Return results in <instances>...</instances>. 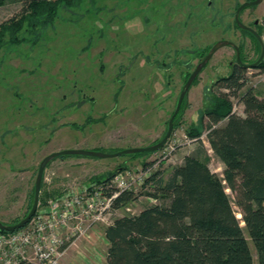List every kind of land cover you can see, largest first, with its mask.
<instances>
[{"label": "rangeland", "instance_id": "obj_1", "mask_svg": "<svg viewBox=\"0 0 264 264\" xmlns=\"http://www.w3.org/2000/svg\"><path fill=\"white\" fill-rule=\"evenodd\" d=\"M78 1L73 7L62 5L53 24L25 28L20 43L0 44V221L7 225L30 213L39 166L46 156L70 149L116 154L157 144L168 131L189 75L217 42L235 43L247 63L257 56L254 40L234 21L246 0ZM22 9L17 2L0 6V24ZM242 18L244 23L263 22L264 0ZM262 36L264 43V30ZM236 59L230 46L214 54L190 88L172 136L161 150L52 161L44 172L38 211L71 189L100 185L111 174L144 172L145 164L147 171L161 172L167 180L187 155L198 156L223 178L225 167L207 138L209 120L203 124L202 117L216 106L219 93H227L215 84L231 74L230 64ZM245 75L239 96L252 89L264 99V71L249 68ZM231 101L233 111L244 116L240 98ZM191 132L200 137L191 138ZM148 192L150 186L137 189L136 201L107 213L90 229L98 252L104 254L103 231L113 220L168 203ZM244 233L257 264L254 245Z\"/></svg>", "mask_w": 264, "mask_h": 264}, {"label": "trees", "instance_id": "obj_2", "mask_svg": "<svg viewBox=\"0 0 264 264\" xmlns=\"http://www.w3.org/2000/svg\"><path fill=\"white\" fill-rule=\"evenodd\" d=\"M7 2L22 3L23 9L0 24V44L20 43L25 28L53 24L62 5L79 4L78 0H0V6ZM256 68L264 71V61ZM245 73L246 68L237 65L218 79L215 86L227 93H219L216 106L202 117L203 124L209 120L207 138L225 167L223 178L194 155H187L167 180L161 172L153 173L141 189L150 186L147 196L168 203L116 218L105 229L107 264H255L244 231L256 250L257 264H264V99L252 89L239 96L246 86ZM232 97L240 98L244 116L233 111ZM189 136L195 139L200 134ZM114 175L104 181L110 182ZM106 194L111 196L112 189ZM137 198L132 191L124 192L113 209Z\"/></svg>", "mask_w": 264, "mask_h": 264}, {"label": "built area", "instance_id": "obj_3", "mask_svg": "<svg viewBox=\"0 0 264 264\" xmlns=\"http://www.w3.org/2000/svg\"><path fill=\"white\" fill-rule=\"evenodd\" d=\"M147 170L71 189L46 209H37L24 228L0 233V264H61L69 247L89 238L90 229L116 211L114 202L122 193L143 188L153 174ZM107 189H112L111 196Z\"/></svg>", "mask_w": 264, "mask_h": 264}, {"label": "water", "instance_id": "obj_4", "mask_svg": "<svg viewBox=\"0 0 264 264\" xmlns=\"http://www.w3.org/2000/svg\"><path fill=\"white\" fill-rule=\"evenodd\" d=\"M262 0H257L255 2L252 3H245L243 5H241L237 11H236V15H235V21L236 24L239 28L241 29H246L248 30L249 28L247 26H245L241 20H240V13L241 11L246 8L247 6L251 5V6H256L259 3H261ZM261 45H262V52H261V56L259 58V60L251 65L248 64H244L242 62L241 59V52L239 47L228 40H222L217 42L208 52V54L202 59V61L197 65V67L195 68V70L191 73V75L189 76L187 82L185 83L183 90L180 94L179 97V101H178V105L177 108L174 112V114L172 115L170 121H169V125H168V131L165 135V137L157 144L148 146V147H144V148H133V149H127V150H123L119 153L116 154H106L103 152H96V151H88V150H81V149H70V150H63V151H58V152H54L51 153L50 155L46 156L42 162L40 163L39 166V170H38V176L35 182V197H34V204L33 207L30 211V213L23 219L21 220L19 223L15 224V225H7L3 222L0 221V231H6V232H15L17 230H20L22 228H24L30 221L31 219L34 217L35 213L37 212V209L39 207V203H40V193H41V188H42V182H43V178H44V172L48 166L49 163H51L52 161H54L57 158L63 157V156H82V157H91V158H113V157H117V156H122V155H134V154H139V153H155L159 150H161L168 142V140L170 139V137L172 136L173 130H174V124H175V119L177 117V115L180 112V109L182 107V104L185 100V98L187 97L190 88L192 87L194 81L196 80V78L200 75V73L203 71V69L208 65L209 61L212 59V57L214 56V54L221 48L223 47H233L236 51V56H237V64L248 69V68H256L258 66V64L263 60L264 58V43L262 41L261 38H259ZM239 219V218H238ZM241 219H242V215H241Z\"/></svg>", "mask_w": 264, "mask_h": 264}, {"label": "crops", "instance_id": "obj_5", "mask_svg": "<svg viewBox=\"0 0 264 264\" xmlns=\"http://www.w3.org/2000/svg\"><path fill=\"white\" fill-rule=\"evenodd\" d=\"M105 229L103 231L104 237H105ZM94 234L95 233H91L89 238L85 237L79 239L75 246H71L70 249L66 252L64 258L62 259L61 264H85L83 262H86L87 264H107L106 254L109 245L108 241L106 240L105 237L104 241L106 242V247L104 250V254H101L100 252H98L97 249L98 246L94 245L93 242L91 241V240L96 241Z\"/></svg>", "mask_w": 264, "mask_h": 264}, {"label": "flooded vegetation", "instance_id": "obj_6", "mask_svg": "<svg viewBox=\"0 0 264 264\" xmlns=\"http://www.w3.org/2000/svg\"><path fill=\"white\" fill-rule=\"evenodd\" d=\"M255 1H257V0H246V2L245 3H252V2H255ZM244 3V4H245ZM257 6V5H256ZM256 6H251V5H249V6H247L246 8H244L242 11H241V13H240V20H241V22L245 25V26H247L249 29L248 30H246V29H242V31H245V32H247L248 34H249V36L254 40L253 41V43H254V47H253V52H254V55H256L257 54V56H256V58H255V60H252L250 63H247V62H245V61H243V63L244 64H248V65H251V64H253V63H255V62H257L258 61V59H259V55H258V49L260 48V55H261V51H262V45H261V42H260V40H259V38H261V39H263L262 37V31L264 30V21L263 22H260L258 19H254L253 21L252 20H250L248 23H244V21H243V18H242V16H243V14H244V12L247 10V9H249L250 11H254L255 10V8H256ZM236 15V14H235ZM234 21H235V16H234ZM235 23H236V21H235ZM237 25V24H236ZM241 29V28H240ZM236 52V51H235ZM240 52H241V59H242V56H243V54H242V51H241V49H240ZM237 57V56H236ZM264 61V58H263V60L260 62V63H262ZM260 63L258 64V66L260 65ZM231 66H232V69H234L238 64H237V61L235 60L234 62H232L231 64H230ZM257 66V67H258ZM245 69V68H244ZM249 69V68H248ZM251 69V68H250ZM247 70V69H246Z\"/></svg>", "mask_w": 264, "mask_h": 264}, {"label": "bare ground", "instance_id": "obj_7", "mask_svg": "<svg viewBox=\"0 0 264 264\" xmlns=\"http://www.w3.org/2000/svg\"><path fill=\"white\" fill-rule=\"evenodd\" d=\"M241 217V215H238V218H240ZM241 219V218H240Z\"/></svg>", "mask_w": 264, "mask_h": 264}]
</instances>
